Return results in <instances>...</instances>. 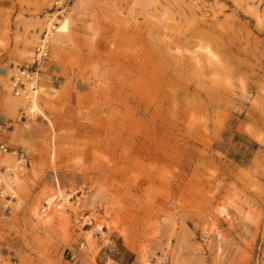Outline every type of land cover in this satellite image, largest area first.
Returning <instances> with one entry per match:
<instances>
[{
	"label": "rangeland",
	"instance_id": "rangeland-1",
	"mask_svg": "<svg viewBox=\"0 0 264 264\" xmlns=\"http://www.w3.org/2000/svg\"><path fill=\"white\" fill-rule=\"evenodd\" d=\"M60 3L0 0V264H264V0Z\"/></svg>",
	"mask_w": 264,
	"mask_h": 264
},
{
	"label": "bare ground",
	"instance_id": "bare-ground-1",
	"mask_svg": "<svg viewBox=\"0 0 264 264\" xmlns=\"http://www.w3.org/2000/svg\"><path fill=\"white\" fill-rule=\"evenodd\" d=\"M54 1H57L55 3V5L60 4V0H53V2ZM59 16H61V15H59ZM61 17L57 18V19H54L55 21H51V19L47 20V22L45 24V28H44V30L46 31V33H45L46 35L50 31L55 33V31H56V29H57V27L59 25V21L62 19ZM55 34H56L55 38L52 37L51 39L55 40V43L57 44V42H58L57 40H60L59 39L60 37H63L62 39H64L65 30L64 29H60ZM47 41H48V39H47ZM50 42H49V44H47V46L49 45L51 47L52 41H50ZM206 57L210 61L211 60L213 62L216 61L215 56L210 51H206ZM11 74L13 75L14 80H10L9 79V82H8L9 88L11 89L13 94H17V97L19 98L17 100V104L20 105L21 103H25L27 105V113L31 117V115H34V112L36 110V106H35V102H34V97H35V91L34 90H36L37 86H38L36 84L37 83V73H32V79L34 81L31 82V83L26 81V77H28V74H26V73H23L21 75L19 72L16 71L15 73H11ZM17 81H18V83H17ZM56 199H57V197H54V196L46 198V200H45L46 202L44 203L45 207H48L50 209V207L52 206V204L54 203V201ZM68 199L69 198H66L65 200H68ZM63 201H64V199H63ZM60 202H62V201L57 200V204L60 203ZM57 204H56L55 207L57 209H60V204H58V205Z\"/></svg>",
	"mask_w": 264,
	"mask_h": 264
},
{
	"label": "built area",
	"instance_id": "built-area-1",
	"mask_svg": "<svg viewBox=\"0 0 264 264\" xmlns=\"http://www.w3.org/2000/svg\"><path fill=\"white\" fill-rule=\"evenodd\" d=\"M57 1L53 2L54 6H58L59 8L62 6L61 3L58 5H55ZM46 31L43 30L41 33V36L39 37V41H37L35 43V45L33 46V50H32V56H31V61L30 63L24 67V68H19L16 71L19 72L21 75L23 73L28 74V77H26V81H28L29 83L33 82L34 80L32 79V73H38L37 69L39 67V65L42 63L43 60H45L46 55H47V44H48V33L47 35L45 34ZM46 35V36H45ZM16 71H14L13 73H15ZM10 80H14L13 75L11 76ZM18 83V81H17ZM7 127V125H3L2 130L5 129ZM5 149L4 145L2 143H0V150ZM39 231V230H38ZM72 252L70 251V256L72 257Z\"/></svg>",
	"mask_w": 264,
	"mask_h": 264
},
{
	"label": "crops",
	"instance_id": "crops-1",
	"mask_svg": "<svg viewBox=\"0 0 264 264\" xmlns=\"http://www.w3.org/2000/svg\"><path fill=\"white\" fill-rule=\"evenodd\" d=\"M115 253L117 254L118 251H116ZM114 261L118 264V261H116V260H114ZM120 263L129 264L130 262H129V260H125V261L120 262ZM120 263H119V264H120Z\"/></svg>",
	"mask_w": 264,
	"mask_h": 264
}]
</instances>
